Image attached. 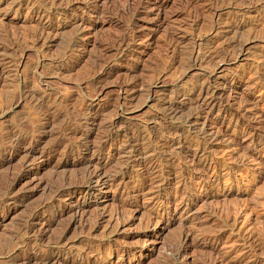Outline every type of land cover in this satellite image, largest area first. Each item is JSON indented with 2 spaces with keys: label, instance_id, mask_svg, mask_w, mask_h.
<instances>
[{
  "label": "rangeland",
  "instance_id": "rangeland-1",
  "mask_svg": "<svg viewBox=\"0 0 264 264\" xmlns=\"http://www.w3.org/2000/svg\"><path fill=\"white\" fill-rule=\"evenodd\" d=\"M0 264H264V0H0Z\"/></svg>",
  "mask_w": 264,
  "mask_h": 264
}]
</instances>
